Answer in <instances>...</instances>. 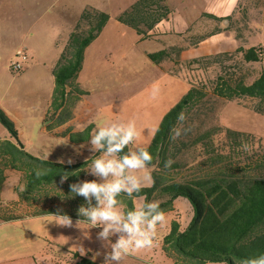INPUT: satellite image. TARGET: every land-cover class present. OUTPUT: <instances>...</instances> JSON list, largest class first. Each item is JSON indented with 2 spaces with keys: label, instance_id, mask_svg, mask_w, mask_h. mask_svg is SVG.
Masks as SVG:
<instances>
[{
  "label": "rangeland",
  "instance_id": "rangeland-1",
  "mask_svg": "<svg viewBox=\"0 0 264 264\" xmlns=\"http://www.w3.org/2000/svg\"><path fill=\"white\" fill-rule=\"evenodd\" d=\"M136 1L138 0H0V109L13 121L22 116L27 118L19 126L14 121L19 132L22 133L23 129L28 134L37 131L47 113L55 84L52 75L51 79H39L37 72H26L28 68L43 63L50 68L54 67L60 58L61 46L68 42L62 39L69 38L79 16L88 6H92L109 13L111 19L100 36L88 46L83 68L75 78V83L86 92L74 94L67 107V113L75 115V125L78 128H86L90 124H127L135 121L139 137L128 147V151L137 145L146 148L152 143L166 113L188 94L192 82L198 87L205 84L206 96L190 104L185 112L186 120L180 122L184 127H190L191 131L174 140L181 149L174 159L187 165L176 169L179 172L170 176L176 179L190 178L207 174L212 169H218L219 173L263 176L264 168H260L261 161L256 152L244 156H229L222 162L213 163L204 158L196 160L198 148L193 142L211 128L227 126L255 134L256 149L264 147V99L249 96L229 99L217 95L214 90L219 73L227 72L231 75L233 72V77L243 78L250 83L264 72V57L260 62L247 63L241 53L237 52L242 46L245 49L264 46V0H240V4H236L234 8L221 9L223 12L232 11V22L229 24L222 20L208 19L205 15L207 12L204 11L213 10L211 4L208 10H202L195 4L171 0V4H167L170 13L174 12L178 19H182L187 31L161 38L160 28L155 29L154 32L158 33L155 36L149 33L144 37L119 20L120 15ZM224 26H227L224 28L227 30L235 28L240 34L241 45L237 50L219 52L223 43L217 33ZM52 27H58L63 34L59 39V46H49L48 36L54 32ZM172 44L178 48L170 51L171 57L162 63H156L149 56ZM20 49L27 50L28 53L29 50H34L37 56L33 55L24 64V69L16 72L12 70L11 63ZM200 54L208 55L199 56ZM218 54H228L222 56L223 64H207L208 61L201 65L189 63L196 58ZM22 125H26V128ZM4 131L8 129L0 121V132ZM34 135L22 137L32 141V151L37 155H53L50 146H57L62 157L73 155L71 148L67 146L70 144L65 139L36 136V133ZM74 146L78 148L79 155L90 156L88 167L96 157L106 152L100 150L86 154L84 149ZM91 149L92 145L87 147V150L92 151ZM156 168L159 169L158 166ZM154 169L155 166L148 165L146 169L136 173L140 176L145 173L150 175L147 187L154 183ZM84 173L89 180L104 182L103 178L90 171ZM15 185L16 182L7 181L3 194L0 195V200L3 201L0 205L5 208L9 207L8 199ZM20 187L25 190L26 185L23 183ZM132 197L135 208L147 202L145 195L133 194ZM123 198L128 196L122 193L118 200ZM162 200L155 198L152 201L160 203ZM117 207L124 212L123 204H118ZM164 214L166 220L158 225L154 246L125 256L120 264H173L174 259L168 253L165 237L170 232L173 218H178L183 227L189 224L193 215L192 207L187 198L180 196L174 200V210ZM14 216L0 212V264H69L78 260L74 253H81V250L85 251L84 256L103 263L105 254L111 251L108 242L98 238L102 228H89L88 222L79 221L76 226L77 220L72 219L73 226L62 227L53 221L55 217L52 215ZM108 240L114 242L116 236H110ZM97 252L100 255H96Z\"/></svg>",
  "mask_w": 264,
  "mask_h": 264
},
{
  "label": "trees",
  "instance_id": "trees-1",
  "mask_svg": "<svg viewBox=\"0 0 264 264\" xmlns=\"http://www.w3.org/2000/svg\"><path fill=\"white\" fill-rule=\"evenodd\" d=\"M169 14L170 9L165 0H138L120 15L119 20L146 37L160 21L168 18ZM211 17L219 19L215 15ZM110 19L109 13L92 6H88L79 16L53 71L55 87L45 123H62L64 116L72 115L67 113V107L74 94L86 93L75 83V78L83 68L86 49L100 36ZM237 52L241 53L247 63L260 62L264 57V46H252L247 49L242 46ZM171 54L170 50L163 49L149 56L160 64L171 57ZM224 55L228 54L196 58L189 63L201 65L208 61L207 64H223ZM232 74L233 72L231 75L227 72L217 74L214 83L217 95L229 99L240 96L264 99V72L250 83L243 78L233 77ZM205 96V84L198 87L192 82L188 94L166 113L152 143L146 147L152 156L149 165L155 166L152 172L154 183L150 187H144L139 193H134L145 195L147 202L162 198L159 204L163 212L174 210V200L180 196L189 200L193 214L189 224L183 227L178 218L173 219L170 232L165 237L168 253L174 259L173 264H235L236 261L264 254V175L219 173L218 169H212L202 176L182 179L170 176L179 172L175 171L176 169L187 165L174 159L181 149L170 139L171 131L180 123L177 119L179 114L185 115L190 104ZM0 121L19 144L17 146L8 140L0 142V190L6 181V169L18 162L23 166L28 165L27 169L31 171L26 177L27 192H32L44 182L61 179L64 174L68 175L69 169L81 168L86 172L90 161L67 165L31 154L20 141L14 121L1 109ZM95 129V124H90L82 131L70 132L68 129L58 135H68L72 142L85 143L90 141V135ZM256 141L257 137L253 133L219 126L201 134L193 144L198 148L196 160L204 158L217 163L229 156H244L256 152L261 161L260 168H264V147L256 149ZM104 150L106 148L101 151ZM124 152H128V148ZM168 159L174 162L170 167H165V161ZM32 164L38 169L33 168ZM118 204L124 205L125 213L135 209L133 197L123 198ZM74 257L78 260L69 264H103L81 255L78 251L74 253Z\"/></svg>",
  "mask_w": 264,
  "mask_h": 264
},
{
  "label": "clouds",
  "instance_id": "clouds-1",
  "mask_svg": "<svg viewBox=\"0 0 264 264\" xmlns=\"http://www.w3.org/2000/svg\"><path fill=\"white\" fill-rule=\"evenodd\" d=\"M178 121L186 120L183 113L179 114ZM180 123L171 131L170 139L177 140L182 135L191 131L190 127H184ZM139 137L135 121L127 124L96 125V129L90 135L92 151L99 152L106 148L104 155L96 157L86 171H90L103 178L104 182L96 180H84L70 184V192L83 196L89 207L81 205L78 209L79 216L86 219L89 228L101 227L98 238L108 242L111 251L105 254L103 264H120L125 256L139 250L149 249L154 246L158 225L165 222L166 217L159 202L151 201L141 204L134 210L121 211L117 206L118 197L123 193L129 198L134 193H139L151 179L145 173L143 176L136 173L144 170L152 161V156L144 147L137 145L134 149L124 152ZM123 153V155H120ZM117 157V158H113ZM174 161H165V167H170ZM68 163H72L71 160ZM111 177V179H109ZM68 179V175L61 177V183ZM97 200V206L91 207L92 198ZM55 223L62 227L73 226L71 217L60 214L54 215ZM76 221V226L78 222ZM116 236L114 242H110V236ZM85 251L81 250V255ZM96 255H100L97 252ZM235 264H264V254H260Z\"/></svg>",
  "mask_w": 264,
  "mask_h": 264
},
{
  "label": "crops",
  "instance_id": "crops-1",
  "mask_svg": "<svg viewBox=\"0 0 264 264\" xmlns=\"http://www.w3.org/2000/svg\"><path fill=\"white\" fill-rule=\"evenodd\" d=\"M165 1H166V4H171V0H165ZM180 1L185 2V3L187 2L186 4H195L199 6L202 10H208L209 4H211V6L214 9L210 10V12L204 11V12H207L205 13V15H207L208 19L211 18V21L222 20L225 24L227 22H228L227 24H229L230 21L232 22L231 17L233 14H232V11L223 12L221 11V9H224L225 7L234 8L236 4H240V0H180ZM211 15H215L219 19H216L215 17H211ZM207 23L209 24V22ZM226 27L227 26L222 27V29L218 31L217 33L218 35H220V39L223 43L222 46L219 47L220 53L231 52L232 50H237L241 45L240 37L238 36L240 34L238 33V31H236L237 29L235 28L234 29L232 28L229 30L224 29ZM157 28H160L158 29L161 34L160 38L165 37L169 34H173V33L181 34L187 31L186 25L182 23V19L180 18L178 19L177 14L174 12H171L168 18H165L162 21H160L156 25V27L150 31V33L154 36L158 34L154 32L155 29ZM52 29L54 32L50 33L48 36V43H50L49 46H51L52 44H54V46H59L61 43L59 42V39L63 35L61 32V29H59L58 27H52ZM157 37H153V39H158ZM68 39L66 40L63 38L62 40L68 41ZM65 45L61 46V53ZM174 48L177 49L178 47L172 44V45H169L166 49L168 50L170 49V51H172ZM212 52H213V47H212ZM33 55L36 57L37 56L36 52L34 50H31V51L29 50V56H30L29 59L32 58ZM204 55H208V54H200L199 56H204ZM56 64H54V67L52 68L46 66L47 65L46 63L39 64L37 67L34 66L33 68L31 67L28 68L26 73H28L29 71H35L38 73L37 78L39 79L44 78V77L51 79V75H52V79L55 84V78H54L53 71H54ZM40 86H42L41 83H40ZM59 116L60 115H58V117ZM45 118H46V115L44 116L42 123L38 125L37 131L33 132L32 134H28V132H25L26 129L25 130L23 129L22 133L18 131L19 139L24 144L25 149L28 152H30L31 154L37 157L44 158V159H47V160H50L56 163L67 164V165H74V164H78L81 162L91 160V158H89L90 157L89 155H86V156L79 155V153L77 152L78 148H75L74 146V145H77L79 146L80 149H84V152H86L87 154L88 152H93V151L87 150V147L89 148L91 146L90 141L85 142V143H75L70 140L68 135L66 136L58 135L59 133H63L68 129H70V132H78V131H82L87 128V127L78 128L77 125H75V120H76L75 115H70L67 117L64 116L62 123L53 124V125H51L52 124L51 122L45 123L44 122ZM26 119L27 118L22 116L16 120L18 123H16L15 120L14 121L16 125L19 126L18 124L20 122L22 123L23 121L26 122ZM22 126L26 128V125H22ZM34 133H36V136H50V137H57V138L59 137V138L65 139L70 144L67 146L71 148L73 155L72 156L70 155V157H62L61 150L57 146H50V149L53 151V155H51L50 157L46 155H41V156L37 155L36 153L32 151V147H31L32 141L31 140L27 141L23 139L22 137V136H28V137L35 136ZM7 140L19 146V144L17 143V139L12 138V134L10 133L9 130L0 132V142H5ZM33 144H35L36 146V143H33ZM0 146H1V143H0ZM69 160H71L72 163H68ZM76 160L78 162H76ZM32 167H33V164H32ZM27 168H28V165L23 166L21 163L18 162L15 164V166L13 165L6 169L5 171L6 181L4 182L3 187L0 190V195L3 194L4 187L7 181L16 182V185L14 186L13 191L10 194L9 199H8L9 207L5 208L4 205H0V212H6L10 215H15L14 217H17V216H24V215H31V214H34V215L36 214V216L38 215L54 216L59 211L60 214H66L69 217H71V219H76V220L87 222L86 219L79 216L78 209L81 205H84L85 207H89V205L87 204L83 196L76 195L75 197H73L72 196L73 194L70 192V187H69L70 184L72 183L89 180L86 178L85 174L83 175L80 173V172H85L84 170H82L81 168L69 169L68 179L65 180L63 183H61V179H55L54 181L42 183V185L37 187V189L33 190L32 192H27L26 189L22 190L20 187L21 184L23 183L26 185L27 174L28 172H31ZM33 168L38 169L37 167H33ZM56 188H59V190ZM1 202L3 201L0 200V203ZM97 203H98L97 200L95 199V197H93L91 207L97 206Z\"/></svg>",
  "mask_w": 264,
  "mask_h": 264
},
{
  "label": "built area",
  "instance_id": "built-area-1",
  "mask_svg": "<svg viewBox=\"0 0 264 264\" xmlns=\"http://www.w3.org/2000/svg\"><path fill=\"white\" fill-rule=\"evenodd\" d=\"M29 59V53L27 50L20 49L16 53V59L11 63V68L13 71L20 72L24 69V64Z\"/></svg>",
  "mask_w": 264,
  "mask_h": 264
}]
</instances>
